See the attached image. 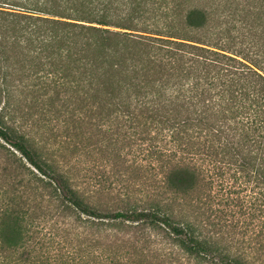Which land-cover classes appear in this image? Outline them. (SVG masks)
<instances>
[{"label":"trees","instance_id":"obj_1","mask_svg":"<svg viewBox=\"0 0 264 264\" xmlns=\"http://www.w3.org/2000/svg\"><path fill=\"white\" fill-rule=\"evenodd\" d=\"M0 264H264V0H0Z\"/></svg>","mask_w":264,"mask_h":264}]
</instances>
